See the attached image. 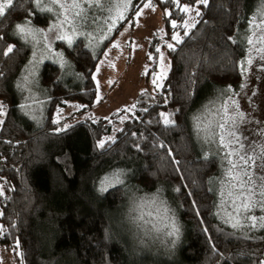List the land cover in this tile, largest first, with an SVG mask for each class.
Returning a JSON list of instances; mask_svg holds the SVG:
<instances>
[{
	"label": "trees",
	"instance_id": "16d2710c",
	"mask_svg": "<svg viewBox=\"0 0 264 264\" xmlns=\"http://www.w3.org/2000/svg\"><path fill=\"white\" fill-rule=\"evenodd\" d=\"M143 2L134 1L97 53L81 38L71 47L59 44L79 76L77 82L63 78L59 64H42L39 80L49 98L39 126L22 111L14 86L30 57V48L11 40L14 24L27 17L28 9L35 11L33 5L18 3L0 25L4 37L0 52L14 46L13 54L0 55V102L5 111L0 125V187L4 190L0 197V226L4 229L0 246L12 256V264H264V234H240L217 220L216 195L210 189L219 161L199 153L189 123L191 111L218 87L242 82L237 66L245 55L241 36L259 0H209L207 7L197 5L196 0H179L202 13L197 17L191 12L192 22L193 18L199 22L188 36L181 25L190 20L189 15L172 3L152 0L164 13L165 40L149 43L148 70L143 76L146 88L130 118L111 140L105 138L114 132L113 125L123 111L59 129L57 111L69 103L80 104L83 112L95 105L98 88L93 77L101 57L133 21ZM165 10L171 15L165 16ZM28 18L35 27L48 26L50 19L40 12ZM172 21L178 27L173 28ZM177 33L183 43L172 39ZM170 43L174 51L167 47ZM160 52L165 53L170 67L157 89L152 80L160 71ZM161 113L172 114L174 126L165 127ZM102 141L103 148L98 146ZM114 170L126 174L125 182L101 191L103 178ZM130 186L135 187L136 197L159 188L171 194L183 230L174 249H146L134 238L125 221Z\"/></svg>",
	"mask_w": 264,
	"mask_h": 264
},
{
	"label": "rangeland",
	"instance_id": "374dc122",
	"mask_svg": "<svg viewBox=\"0 0 264 264\" xmlns=\"http://www.w3.org/2000/svg\"><path fill=\"white\" fill-rule=\"evenodd\" d=\"M134 1L135 0H131L125 16L128 15ZM258 6L259 3L254 12ZM140 9L143 10V15L139 17L135 15L133 21L128 23L118 36L110 42L101 57V61L99 62L97 70L94 74L98 88V97L93 108L87 112H83L80 104L69 103L67 107L57 111L55 114V120L61 125L59 129L65 128L74 122L83 119H107L110 118L112 114L123 111V114L119 117V121L113 125L114 132L105 138V140H111L115 136V133L121 128L122 123L130 118L133 108L138 100V96L146 88L143 76L148 70L146 55L148 54L147 49L149 48V43H151L153 39L157 38H159V41L165 40V33L162 26L164 13L159 11L157 8H155L154 12L151 11V9L143 8V6ZM122 10L123 9H114L112 13H109L100 12L95 8L91 9L89 12V18L91 20V17H97V23L92 24L91 27L83 29L84 33L95 34L99 33L101 29L106 32L110 25L108 16L112 15L115 19V12ZM44 14L49 16V24L46 27L37 28L46 30L49 25L55 21V16L49 13ZM188 15L190 20L187 22L191 23L194 13H190ZM120 22L122 21H117L115 28ZM247 28L248 24L246 26V31L242 32L241 38L243 40L247 33ZM113 33L114 30L111 33H108L109 37H111ZM54 36L55 33H49L50 39ZM79 38L83 39L85 44L94 53L100 51L103 44L108 40L106 39L102 42L93 41L90 44V37L87 35H80L75 39V41ZM39 39L41 38L38 36L37 40ZM11 40L13 44H22L30 48V57L24 65L18 78H16L14 86L18 96L21 98V105H26V108H23L22 111L34 124H36V126H39L44 122L45 111L48 103L47 100L49 98L47 90L41 85L39 80L40 69L42 64L46 61L54 62L61 66L60 59L57 55H52L50 58L44 59L43 62L38 65L34 83L26 87L24 90H21L17 87V84L25 75V68L30 67L29 61L32 59L33 51L40 50L41 45L36 44L34 48V42H28L25 38L17 35L14 30L11 32ZM60 43L67 45L64 41L53 40L52 48L55 53L63 54L64 67H61L63 69V78L75 79L74 81L77 82L79 80V76L72 68L70 61L66 57L62 47L59 45ZM113 43L117 44L118 47L113 48ZM161 57H163V65L161 63ZM260 63V61H256L251 67L247 77H244L240 83L241 85L246 82L247 87L241 90L240 85L231 86L233 92L238 94L235 95L234 98L238 100L240 110L245 113L246 117L245 123H243L240 128L242 136L247 138L244 141L246 148L254 144L264 145V136L259 134L261 130H264V70H260ZM162 66H167V71L170 67V62L164 52H160L159 73L162 70ZM149 67L153 68V63ZM163 80L158 81V83L162 85ZM228 88L229 86L218 87V89L212 93L213 95L211 94L212 96L208 98L207 101L191 111L189 114V123L199 153L207 157H216L219 161L218 174L211 179V188L216 195L214 214L217 220L234 232L248 236L262 235L264 234V229L249 230L248 228H241L236 230L233 229L230 224L225 223L224 214L218 207L220 204L221 186L219 183H214L223 177L224 165L218 156L211 155V152L209 151V149L214 150L215 145H208L204 143L202 133L200 136L197 135L196 118L199 117L201 121H205L207 119L209 122L218 120L219 116L216 113V109L219 108L227 99L228 93L225 90ZM253 92H255V95H253ZM213 102H215L214 105ZM124 109L131 110L124 111ZM4 117L5 115L0 116V120L3 121ZM117 172L121 174L120 178L123 182H125L124 180L126 179V174L120 170H114L108 173L105 177H111ZM257 173L264 175V170L257 169ZM110 187L111 186L107 187V189ZM129 194L131 200L129 201L130 203L127 207L125 221L131 228L137 242L146 249L159 250L163 252L174 249L181 240L183 230L176 203L173 201L171 194L168 191L159 188L154 192L140 193L139 196L136 197V189L133 186H130ZM255 214L257 216L264 215V213L259 210H256ZM174 225L179 227L178 239L174 236L168 235V233L172 231V227ZM173 241H175V243H173ZM0 264H12V256L1 246Z\"/></svg>",
	"mask_w": 264,
	"mask_h": 264
},
{
	"label": "snow or ice",
	"instance_id": "6c2138e0",
	"mask_svg": "<svg viewBox=\"0 0 264 264\" xmlns=\"http://www.w3.org/2000/svg\"><path fill=\"white\" fill-rule=\"evenodd\" d=\"M31 3L33 9L27 10V17L22 22H17L13 26V30L17 35L25 38L28 42H34V48L36 44L41 45L40 50H34L32 59L29 61L30 67L25 68V75L22 80L18 82L17 87L24 90L26 87L32 85L35 81L38 65L43 62L44 59L50 58L52 55H57L60 59L61 67H64L63 54L55 53L52 48L53 40L64 41L69 47H71L75 39L80 35H87L90 37L89 43L93 41L102 42L109 39L108 33H111L117 21H123L126 16L125 13L129 8L131 0H0V25L4 23L6 16L9 14V10L16 6L18 3ZM162 3H172L179 7L183 13L190 14L195 12L199 17L202 13L196 6L181 5L179 0H161ZM197 5L203 4L205 7L209 5V0H196ZM97 9L100 12L112 13L114 9H123L122 11L115 12V19L112 15L108 16L110 22L107 31L103 29L99 33H87L85 34L83 29L91 27L92 24L97 23V17L89 18V12L91 9ZM143 8L151 9L155 11V5L152 0H145L143 2ZM49 13L55 16V21L51 23L48 29H40L32 24L31 19L36 14ZM135 15L137 17L143 15V10L138 8ZM171 12L165 10V16H170ZM199 21L193 18L192 23L185 22L184 35L188 36L191 28L195 27V24ZM207 23V22H205ZM247 33L244 37V52L243 59L238 62V68L241 77H247L251 67L256 61H260V70H264V0H259V6L256 11L247 19ZM172 27L176 28L178 25L175 21H172ZM49 33H55V36L50 39ZM41 39L37 40V37ZM4 37L0 36V40ZM172 39L176 44L183 43L180 35L174 34ZM232 43H237L234 37H229ZM112 47H118L113 43ZM167 47L170 50H175L173 44H168ZM160 51L159 48L156 49ZM14 53V46L8 45L6 50L0 52V55L8 56ZM152 57L149 56V59ZM161 63L163 65V57H161ZM147 74V72H145ZM2 75V73H0ZM167 66H162L161 72L153 78L152 83L157 89L162 87L158 81H162L166 78ZM95 79V76L93 77ZM111 83V82H110ZM247 87L246 82L240 85L241 90ZM227 99L222 105L216 109V113L219 119L214 122H209L207 119L201 121L197 117V135L203 134L204 143L208 145H215V149H209L211 155L218 156L224 165L223 177L219 181L214 183L220 184V204L218 207L224 214L225 223L231 225L233 229L239 230L241 228H248L249 230L264 229V215L257 216L256 210L264 213V175L258 174L257 169L264 170V145L254 144L246 148L244 141L247 139L242 136L240 132L241 125L245 123V113L240 110V105L231 86L227 90ZM223 95V93H222ZM255 95V92H253ZM215 102H213V105ZM22 109L26 108V105L20 106ZM134 107V106H133ZM131 109H124V111H130ZM5 115L4 105L0 103V116ZM170 113H161V119L165 127L174 126V121L171 119ZM58 122V121H56ZM3 121L0 120V124ZM264 136V130L259 133ZM135 135V133H133ZM105 142L102 141L98 146L103 148ZM160 147H166L164 144H160ZM168 155L172 156V152L169 149ZM208 157L205 156V159ZM173 163L179 164L173 157ZM178 170V169H177ZM120 173H114L111 177H105L101 182V191H105L107 187L115 184H122L123 180L120 178ZM212 190V189H210ZM179 191V188L176 189ZM191 195V193H189ZM4 196V190L0 187V197ZM3 213L0 212V217ZM3 226H0V232H3ZM206 231V229H205ZM169 236L179 238V227L173 226L172 231L168 233ZM175 243V241H173ZM16 248H19L17 241ZM18 256L22 257V253L17 252Z\"/></svg>",
	"mask_w": 264,
	"mask_h": 264
}]
</instances>
